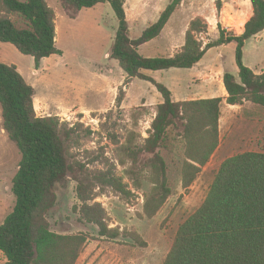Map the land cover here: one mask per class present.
<instances>
[{
  "label": "trees",
  "instance_id": "trees-1",
  "mask_svg": "<svg viewBox=\"0 0 264 264\" xmlns=\"http://www.w3.org/2000/svg\"><path fill=\"white\" fill-rule=\"evenodd\" d=\"M59 1L71 18L82 9L109 3L118 21L111 57L126 74L125 83L133 78L152 82L163 97L144 143L135 144L131 136L123 146V151L133 161L138 160V155H153L151 164L159 180L145 207L152 216L171 195L167 165L159 153V149L168 146L170 129L177 130V137L184 145L182 182L183 187L188 188L219 147L224 99L173 101L171 91L164 84L142 71L192 68L211 48L234 42L240 81L229 72L224 74L226 102L242 105L247 101L264 106V71L255 74L243 60L246 41L264 31V0H250L253 15L242 34L229 32L218 24V39L205 45L199 35L208 33L209 25L198 17L191 21L179 52L170 57L154 58L142 56L139 47L160 36L183 0H171L159 19L137 39L130 37L126 0ZM14 16L22 19L25 26L19 27ZM55 20L56 15L46 0H0V41L11 43L22 54L32 56L38 69L42 59L62 53L56 45ZM34 98V87L17 66L0 62L3 129L21 153L12 180L16 204L0 225V251L5 257L4 264H76L91 237L86 233H56L46 219V214L56 204L55 186L74 173L62 133L70 138L76 129H63L58 119L38 116ZM123 100L124 91L121 90L116 106L121 108ZM100 176L121 195L129 194L111 172L100 173ZM77 181L82 221L97 226L98 234L108 240L119 237L138 240L136 235H126L118 227H110L105 208L95 201L92 186L81 179ZM162 264H264V152L239 153L220 165L207 197L180 225Z\"/></svg>",
  "mask_w": 264,
  "mask_h": 264
},
{
  "label": "rangeland",
  "instance_id": "rangeland-1",
  "mask_svg": "<svg viewBox=\"0 0 264 264\" xmlns=\"http://www.w3.org/2000/svg\"><path fill=\"white\" fill-rule=\"evenodd\" d=\"M46 1L58 16L56 45L62 53L45 58L43 66L36 70L32 56L22 54L11 43L0 41V62L16 65L27 82L36 89L38 116L58 119L63 129H76L70 138L62 133L68 162L73 165L74 173L68 174L65 180L55 186L56 204L46 214L50 229L59 234L86 233L91 237L76 264H162L172 248L180 225L207 197L220 165L239 153L264 151V138H256L259 126L254 124L255 117L243 118L242 110L235 112L232 118L231 113L229 116L224 114L219 147L188 188H184L182 182L184 145L177 137V130L171 128L168 146L159 149L167 165V185L171 188V195L165 205L150 216L145 207L153 194L155 182L159 180L151 164L153 155H138V160L133 161L123 151V146L131 136L135 144L144 143L157 111V102L152 99L153 106H143L146 103L143 102L128 104L127 108H119L115 103L109 108L114 95L113 87L121 81L124 72L119 67L112 74H106L109 77L104 82L101 76L97 79L98 74H95L98 71L107 73L104 71L108 69L105 54L112 50L118 27L115 13L110 4L103 3L83 9L79 18L72 20L66 16L68 12L59 0ZM153 2L152 10L155 12L158 0ZM169 2L165 0L162 6ZM227 3L233 4L232 0H186V7L177 9L171 18L167 35L143 46L139 50L140 54L147 58L168 57L170 50L174 52L182 49L186 22L198 17L209 25L208 33L199 35V38L204 43L218 39V27L211 23L217 25L218 13ZM242 6L243 12L238 14L240 18L247 17V7L243 2ZM233 10L230 8L229 12L234 14ZM128 11L133 20L134 10L129 7ZM153 12L145 13L146 21L151 20ZM13 19L19 27L25 26L22 19L16 16ZM229 23L231 26L234 24L233 21ZM129 25L132 39L140 37L147 28L142 29L133 23ZM140 25H143L142 22ZM168 33L172 34L170 40ZM252 43L255 49H252ZM252 43L246 50L245 64L249 68H258V64L264 60V34L261 41ZM202 63L238 74L234 44L211 48ZM193 72L191 68L144 71L159 83L175 91L180 90L184 96L191 95V88L196 87V83L191 82ZM125 84L117 86V96L126 88ZM149 87L161 97L152 82L139 78L130 87L131 97L146 96ZM213 89L217 96L218 86L213 84ZM78 105L84 110L93 111L76 115L74 111ZM78 124L80 126L75 128ZM20 160L18 147L3 129L0 104V225L16 204L12 180ZM109 172L121 180L129 194L121 195L100 176V173ZM77 179L92 186L95 201L105 208L110 227H118L126 235H136L138 240L124 237L108 240L98 234L97 226L82 221L79 213L81 202L76 194ZM4 263L5 257L0 251V264Z\"/></svg>",
  "mask_w": 264,
  "mask_h": 264
},
{
  "label": "crops",
  "instance_id": "crops-1",
  "mask_svg": "<svg viewBox=\"0 0 264 264\" xmlns=\"http://www.w3.org/2000/svg\"><path fill=\"white\" fill-rule=\"evenodd\" d=\"M153 1H155V0H153ZM153 1L151 2L149 0H126V2H125V12H126V18H127L128 25L130 23H133L134 25L140 26V28L143 29L146 26L148 28L149 26L154 24L159 19L160 14L162 13V11L168 6V4L170 2L166 6L163 7L162 5H164L163 3H164L165 0H158V2H156V4H155L156 7H157V11L153 12L154 11V10H152V6L154 5ZM242 2L247 7L246 8L247 17H244V18H240L238 16V14L242 13L243 9H244V7L242 6ZM242 2H240V0H232L233 4H228V3L227 4H223V8L218 13V17H217V20H216L217 25L215 23H211V24H213L214 26H217V27H218V24H221L222 28L227 30V31H232V32H234L235 34H238V35L242 34L243 31H244V27H245L246 22L253 15V7H252V4H251L250 0H243ZM148 6H150V8ZM129 7H131V9H133L134 12H135V16H134L133 20L130 19V15H129L130 11H128ZM185 7H186V0H183L182 4L179 6V8H185ZM230 8L234 9L233 10L235 12V13L233 12L234 14L229 12ZM85 9H87V8H85ZM82 10H80L78 12V14L74 18H71L67 13H66V16H68L72 20H77L79 18V16H80ZM147 11L153 12L151 14L152 18L149 21H146V19H145L146 17L144 16ZM173 15H172V17H173ZM236 16H237V19L235 20L234 18H236ZM109 17H111V12H109ZM171 18L168 21V23L165 26V28L163 29V31L160 34V36L155 38V39H153L150 42H155L156 40H160L165 35H167V32H169L167 30V28H168V26H169V24L171 22ZM231 18H232V20H230ZM111 19H112V17H111ZM55 21H56V33H57L58 16H56V20ZM152 21H155V22H152ZM230 21L234 22V24L232 26H231V23H229ZM141 22L143 24L142 26L140 25ZM190 23H191V19L188 21V23L186 22L185 31H186V28L188 30ZM130 28L131 27L129 25V29ZM115 34H116V32H115ZM263 34H264V31L261 32L259 35H257L255 37L249 39L248 41H246L245 46H244V57H243L244 64H245L246 50L248 49L249 44L252 43L253 41H258V40L261 41L263 39ZM170 37H172V34L168 33L169 40H170ZM56 39H57V36H56ZM150 42H147V43L141 45L139 47V50L142 49L143 46L149 44ZM204 44L206 45V43H204ZM230 44H234L235 45V49H236V43L232 42ZM183 45H184V43H183ZM223 46H225V45L217 46V47H223ZM251 46H252V49H255V47H254L255 45L253 43H252ZM180 50H177V51L175 50L174 52H171L172 50H170V52L167 54V56L168 57L173 56L174 54H176ZM105 55L107 56L106 59L108 61V63H107L108 69H106L104 71H107V73L104 74V73H102L100 71H98L99 73H95L96 75L98 74L97 77H96L97 79L100 78L99 76H101L103 78V79H101L103 82H104V79H107L109 77V76L107 77L106 74L110 75L115 70H118L119 67H120L118 61L111 57V52H107ZM204 57L202 58V60L199 63H197L194 67L191 68V71H194L192 76H191V82L196 83V85H195L196 87L195 88H191V95H185L184 96V94H182L180 92V90H176L175 91L170 86H168V87L166 86L172 93L173 101L178 102V101L210 99V98H218V97L223 98L224 101H223V104H222V111H221L222 113H221V119H220V125H219L220 138L222 136V119H223V115L226 114L227 116H229V114L231 113V118H232V116H235V112H238L239 110H242L243 118L244 117L248 118V116L255 117L254 120H253L254 124H257V126H259V128L257 130L258 132L256 133V138H258V139L259 138H264V134H263L264 133V116L262 115L264 113V106L253 104V103L247 102V101H245L244 104H242V105H230V104H228L226 102V98L228 96V93H227V91L225 89L224 82H223V77H224V74L226 73V71L223 68H219L218 66L213 67L212 65L203 64L202 62H203ZM44 59L41 60L40 67L43 66ZM38 69H36V70H38ZM250 69H252L253 72L255 74H257V75L262 74L263 71H264V60H262L258 64V68L250 67ZM18 70H19V68H18ZM144 71L145 70L142 71V74L146 75L144 73ZM146 76H148V75H146ZM234 76L236 77L237 81H240V79H239V68H238V74H236ZM148 77H150V76H148ZM150 78H152V77H150ZM135 79L136 78L130 79V80H128V83L125 84L126 88L123 89L125 94H124V100H123L122 105H121L122 108L129 107L128 104H132V103H136V104L137 103H141L142 104L143 102H146V103L142 104L143 106H153L152 99L157 102L156 106L163 102L162 95L160 97L155 92V90L152 87L148 88V94H146V96L142 95V96H139V97H131L130 87H131V85H132V83H133V81ZM153 80H155V79H153ZM126 81H127V76L124 73V75H122L121 81H119L118 84L117 85L115 84L114 87H113L114 95H113V100H112L109 108H112L115 105V103H116V98H117L116 89L119 86H121L122 84H124ZM156 82H158V81H156ZM200 83H202L203 85L200 84ZM213 84H216L218 86L217 93H219V94H217V96L215 94L216 92L213 89ZM153 86L156 87L154 84H153ZM96 90H98V88H96ZM98 92L99 91H97V93ZM182 96H184L185 98H182ZM177 97H179V98H177ZM36 99H37V97H36V89H35L34 104H35V109L37 110ZM109 108L105 109L103 112L107 111ZM92 111L93 110H84L83 108H81L78 105V106L75 107L74 113L77 115L78 113L85 114V113H89V112H92ZM228 120H230V119H227V121ZM254 152H264V151H254Z\"/></svg>",
  "mask_w": 264,
  "mask_h": 264
}]
</instances>
